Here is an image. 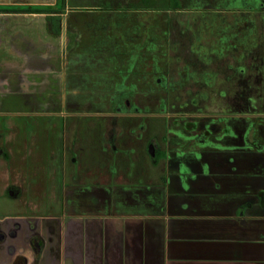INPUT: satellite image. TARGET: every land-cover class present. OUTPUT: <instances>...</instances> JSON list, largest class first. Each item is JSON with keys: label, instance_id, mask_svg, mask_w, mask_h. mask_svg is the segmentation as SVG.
Returning <instances> with one entry per match:
<instances>
[{"label": "rangeland", "instance_id": "374dc122", "mask_svg": "<svg viewBox=\"0 0 264 264\" xmlns=\"http://www.w3.org/2000/svg\"><path fill=\"white\" fill-rule=\"evenodd\" d=\"M179 2L173 9L171 0H65L58 37L47 33L44 14L0 13V213L57 212L64 182L93 180L95 170L106 179L117 161H140L139 153L148 148L156 164L181 133L191 136L197 113L241 114L258 110L249 107L258 103L264 110V92L242 87L243 93L197 94L179 88L193 84L192 74L201 85L207 72L248 64L258 66L256 82L264 87V60L246 63L238 56L264 54V0ZM129 28L135 39L142 29L145 37L130 52L135 72L124 47H117L118 31ZM222 40H247L250 49L242 54L236 45L235 58H217L220 50L229 52L219 46ZM251 40L258 46L250 47ZM115 53L125 57L116 60ZM122 86L127 92L117 93ZM124 97L139 110L118 115L115 99Z\"/></svg>", "mask_w": 264, "mask_h": 264}, {"label": "crops", "instance_id": "0c3cea01", "mask_svg": "<svg viewBox=\"0 0 264 264\" xmlns=\"http://www.w3.org/2000/svg\"><path fill=\"white\" fill-rule=\"evenodd\" d=\"M50 27L47 24L46 30L51 37L61 34L60 29L54 36ZM129 29L118 31L117 47H124L135 72L136 59L130 52L135 51V42L144 44L145 37L143 29L140 39ZM250 43L258 46V41ZM236 45L242 54L249 46L247 40L234 44L222 40L219 46L229 52L220 50L217 58L236 57L231 52ZM114 55L116 60L125 57ZM254 55L248 51L238 56L241 62H258ZM226 68L227 72L221 67L216 73L207 72L201 85L192 74L193 84L183 82L179 88L197 94L243 93V88L246 93L264 92L256 82L258 66ZM260 106L250 104L258 110L241 114L197 113L199 119L189 123L191 136L181 133L174 147L163 149L156 164L151 163L153 152L148 148V153H139L140 161L129 156L126 162L117 161L116 171L106 179L96 176L95 170L93 180L64 182L57 212L0 213V264H264ZM202 117L207 118L200 121Z\"/></svg>", "mask_w": 264, "mask_h": 264}, {"label": "trees", "instance_id": "16d2710c", "mask_svg": "<svg viewBox=\"0 0 264 264\" xmlns=\"http://www.w3.org/2000/svg\"><path fill=\"white\" fill-rule=\"evenodd\" d=\"M146 1V0H145ZM143 0V2H145ZM65 6V0H56L54 5H0V13L8 14H44L48 24H50V30L54 36L60 34V18L59 13ZM171 7L173 9L180 8L179 0H171Z\"/></svg>", "mask_w": 264, "mask_h": 264}, {"label": "flooded vegetation", "instance_id": "af4514ba", "mask_svg": "<svg viewBox=\"0 0 264 264\" xmlns=\"http://www.w3.org/2000/svg\"><path fill=\"white\" fill-rule=\"evenodd\" d=\"M262 3H264V2H261V4ZM255 7V10H258V2H257V4L254 6ZM251 55L252 54H255L254 56L256 57V58H258V60L259 61H263L264 60V54L263 53H261V54H258V52H256V53H252L251 51L249 52ZM235 58V57H234ZM165 89V88H164ZM262 89H264V87H263V85H262ZM125 92H127V91H123L121 88L118 90V92L117 93H125ZM113 99H110V101H112ZM117 102H116V104H115V111L118 113V115H120L119 114V112L118 111H123L122 113H124L125 115H129L130 114V112H132V111H138L139 109L136 107V105L134 104V103H132L131 101H130V99L129 98H126V97H124V98H117V99H115ZM104 104V105H103ZM102 105L104 106V107H108V108H111L110 107V104L112 105L113 103H111L110 102V104L109 103H103ZM124 111H127V113L126 112H124ZM141 114V113H140ZM112 115H114V114H112Z\"/></svg>", "mask_w": 264, "mask_h": 264}]
</instances>
